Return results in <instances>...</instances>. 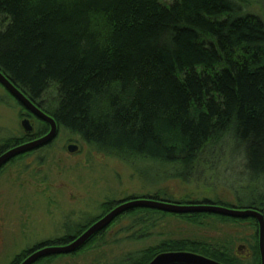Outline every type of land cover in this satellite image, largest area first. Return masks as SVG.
I'll return each mask as SVG.
<instances>
[{
	"label": "trees",
	"instance_id": "1",
	"mask_svg": "<svg viewBox=\"0 0 264 264\" xmlns=\"http://www.w3.org/2000/svg\"><path fill=\"white\" fill-rule=\"evenodd\" d=\"M248 2L0 0V71L60 130L98 153L135 169L137 164L159 167L167 180L188 182L197 173L217 172L220 162L211 157L233 145L246 150V167L255 173H243L242 185L256 183L264 180V20L243 14ZM49 128L40 122L38 136ZM25 141L6 140L0 155ZM250 192L260 196L233 209L264 215V188ZM157 215L174 216L130 210L77 253L123 218L132 228L142 225L148 231ZM180 217L192 225L209 217L250 223L256 234L249 238V257L199 242L168 241L141 252L132 264H150L166 252L194 253L221 264H261L255 219L206 213ZM88 227L40 244L12 264L42 248L67 245Z\"/></svg>",
	"mask_w": 264,
	"mask_h": 264
},
{
	"label": "rangeland",
	"instance_id": "2",
	"mask_svg": "<svg viewBox=\"0 0 264 264\" xmlns=\"http://www.w3.org/2000/svg\"><path fill=\"white\" fill-rule=\"evenodd\" d=\"M263 5L264 0H249L243 4V14L264 20ZM25 113L0 85V145L24 138L21 120ZM33 122L39 129V122ZM70 143L79 145L80 152L68 154ZM245 157L246 150L232 145L211 157L220 162L217 172L206 170L188 182L172 181L159 167L137 164L135 169L60 130L49 148L0 171V264H12L40 244L76 233L79 227L87 228L107 215L108 209L110 213L128 201L161 195V201L171 204L208 201L223 208L247 207L260 196H252L250 191L263 189L264 180L242 185L243 173L255 176L246 167L250 159ZM106 204L110 208L104 211ZM180 216L157 215L155 227L148 231L142 225L132 228L129 218H123L95 244L50 264H132L141 252L168 241L199 242L249 257V238L256 234L250 223H225L209 217L192 225Z\"/></svg>",
	"mask_w": 264,
	"mask_h": 264
},
{
	"label": "water",
	"instance_id": "3",
	"mask_svg": "<svg viewBox=\"0 0 264 264\" xmlns=\"http://www.w3.org/2000/svg\"><path fill=\"white\" fill-rule=\"evenodd\" d=\"M0 85L30 114H32L39 121L49 125L50 129L48 134L42 138L28 142L26 144L17 146L7 150L0 155V171L13 159L36 151L51 145L59 134V127L56 121L40 110L31 100H29L1 71H0ZM21 127L24 133L31 137L35 133V127L28 119L21 122ZM67 152L70 155H75L80 152V147L77 144H70L67 147ZM152 209L175 215H186L194 213L214 214L234 219H249L253 218L257 221L259 230V249L261 255V264H264V215L258 211L236 210L218 207L214 205L195 204V205H179L171 204L162 201H154L151 199L133 200L121 203L118 207L114 208L110 213L100 218L97 222L91 225L83 234L64 246L45 247L38 251L33 252L21 264H36L38 261L51 257V256H64L77 253L85 247L94 237L106 231L111 224L124 213L138 209ZM150 264H221L210 258L189 253V252H170L162 253Z\"/></svg>",
	"mask_w": 264,
	"mask_h": 264
},
{
	"label": "flooded vegetation",
	"instance_id": "4",
	"mask_svg": "<svg viewBox=\"0 0 264 264\" xmlns=\"http://www.w3.org/2000/svg\"><path fill=\"white\" fill-rule=\"evenodd\" d=\"M8 93V92H7ZM9 94V93H8ZM10 95V94H9ZM11 96V95H10ZM12 97V96H11ZM14 99V98H13ZM15 100V99H14ZM16 101V100H15ZM17 102V101H16ZM18 103V102H17ZM18 105H20L19 103H18ZM20 107L26 112L25 114H24V116H23V118H22V120H21V122L24 120V119H28V120H30L31 122H32V124L34 125V127H35V133H34V135L33 136H31V137H29V136H27L25 133H24V131H23V133H24V138L23 139H25L26 141L24 142V143H21V144H14L13 143V148H15V147H17V146H20V145H23V144H26V143H28V142H31V141H34V140H36V139H39V138H42L43 136H45L46 134H48V132H49V129H45L44 131H43V133H44V135H39L38 136V134H37V131H38V128L36 127V125L34 124V122H33V119L34 120H37L38 122H39V124H40V122L41 121H39L38 119H36L32 114H30L29 112H27L21 105H20ZM16 140H18V139H13V141H16ZM70 144H72V143H70ZM70 144H68L67 145V147L70 145ZM50 147V145H48V146H46V147H44V148H41V149H38V150H36V151H33V152H30V153H28V154H24V155H22V156H19V157H17V158H15V159H13V163L15 162V161H17V160H21V159H24V158H26V157H28V156H30V155H32L33 153H37V152H41V151H43V150H45V149H47V148H49ZM67 147H66V150H67ZM73 241V240H72ZM166 253H170V252H166ZM160 254H162V253H160Z\"/></svg>",
	"mask_w": 264,
	"mask_h": 264
}]
</instances>
